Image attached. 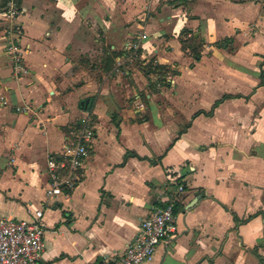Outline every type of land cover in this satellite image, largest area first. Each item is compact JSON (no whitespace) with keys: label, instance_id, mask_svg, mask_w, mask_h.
<instances>
[{"label":"crops","instance_id":"1","mask_svg":"<svg viewBox=\"0 0 264 264\" xmlns=\"http://www.w3.org/2000/svg\"><path fill=\"white\" fill-rule=\"evenodd\" d=\"M15 1L29 72L14 77L0 9V217L42 209L38 264L114 262L169 199L175 231L141 264H264V0ZM89 44L122 51L103 78L79 64ZM77 123L94 129L80 180L47 198Z\"/></svg>","mask_w":264,"mask_h":264},{"label":"built area","instance_id":"2","mask_svg":"<svg viewBox=\"0 0 264 264\" xmlns=\"http://www.w3.org/2000/svg\"><path fill=\"white\" fill-rule=\"evenodd\" d=\"M21 13L15 0H8L2 9L6 20V51L16 78L29 72L25 63V50L17 41L21 27L16 20ZM128 48L132 58L138 57L140 45L137 42L128 44ZM1 103L7 105L9 102L4 98ZM32 109L29 102L15 106L18 112ZM93 136L94 129L91 126L81 125L73 133L64 153L58 157L48 156L47 198L66 194L65 190L71 189L80 180L79 170L89 154ZM168 179L175 181L174 176H169ZM177 191L182 192L183 186L178 185ZM175 218L172 199L165 205H154L148 215L141 219L136 239L111 264H141L151 260L157 246L175 231ZM44 231L42 209L33 210L29 218L0 217V264H38L44 249Z\"/></svg>","mask_w":264,"mask_h":264},{"label":"trees","instance_id":"3","mask_svg":"<svg viewBox=\"0 0 264 264\" xmlns=\"http://www.w3.org/2000/svg\"><path fill=\"white\" fill-rule=\"evenodd\" d=\"M8 0H0V9H3L4 6L6 5ZM194 37L192 36L191 40H193ZM183 45H188L191 47V53L192 56L194 57V59H199L200 57V45L201 43H199L198 45H194V43H191L190 41L188 42V40H182ZM107 47V51L108 54L105 56V58L102 60L105 66L106 70H109L112 68V66L114 65L115 62V57L117 56H121L122 55V51H116V50H112L110 49V46H106ZM140 53V50L139 52ZM144 73H155L159 76L158 80L164 82L165 81V75H167V73H173L175 74L176 71L173 69H170L168 66L162 65V64H158V63H154L152 60L148 61L144 66H141ZM151 86L153 87L154 84H151ZM81 125L79 123H77L76 125H72L69 129L65 128L66 131L70 132L71 129L76 128L75 130H77ZM174 212H176L175 208H174ZM112 262H106L104 261V259L102 258H98L96 259L94 262H92L91 264H111Z\"/></svg>","mask_w":264,"mask_h":264},{"label":"rangeland","instance_id":"4","mask_svg":"<svg viewBox=\"0 0 264 264\" xmlns=\"http://www.w3.org/2000/svg\"><path fill=\"white\" fill-rule=\"evenodd\" d=\"M89 48L90 49H88L87 52L84 53V55L80 56V59L78 60L79 64H81V65H83L85 67L88 66V68L92 71V75L95 78H103L104 74L102 73L101 65H100L101 63H103V61H99L98 58H99V54H104V53L107 52V47L105 45H102V44H100V45H96V44H91L90 45L89 44ZM94 49H98V51H96ZM128 54H131V52L129 51ZM133 59H134V61H137L136 63L139 64L140 59H136V58H133ZM103 68H104V70H106L105 66H104V63H103ZM106 73L107 72H105V74ZM119 73H120L119 74L120 76H121V74L124 73V70L121 69V67H120ZM156 98L158 100H161V96L160 95H157Z\"/></svg>","mask_w":264,"mask_h":264},{"label":"water","instance_id":"5","mask_svg":"<svg viewBox=\"0 0 264 264\" xmlns=\"http://www.w3.org/2000/svg\"><path fill=\"white\" fill-rule=\"evenodd\" d=\"M91 104H92V98H85L84 100L81 101V106L86 108V109H89ZM190 205H192V204H190Z\"/></svg>","mask_w":264,"mask_h":264}]
</instances>
